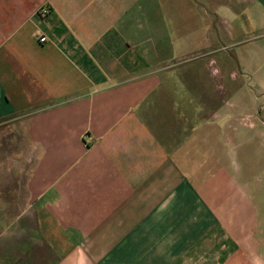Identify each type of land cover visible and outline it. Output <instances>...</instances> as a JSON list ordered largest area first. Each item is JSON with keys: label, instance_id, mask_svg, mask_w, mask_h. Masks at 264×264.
<instances>
[{"label": "crops", "instance_id": "crops-1", "mask_svg": "<svg viewBox=\"0 0 264 264\" xmlns=\"http://www.w3.org/2000/svg\"><path fill=\"white\" fill-rule=\"evenodd\" d=\"M2 125L0 264H264V0H0Z\"/></svg>", "mask_w": 264, "mask_h": 264}, {"label": "rangeland", "instance_id": "rangeland-1", "mask_svg": "<svg viewBox=\"0 0 264 264\" xmlns=\"http://www.w3.org/2000/svg\"><path fill=\"white\" fill-rule=\"evenodd\" d=\"M206 28V35L208 34L207 27ZM224 53V52H222ZM5 125L0 126V135H2L3 138H0V165L4 171L6 169H11L13 166V169L15 168L16 165L19 163V155L17 152H19V140L15 139H10L6 138V135L8 130L6 129ZM11 134V133H10ZM5 136V137H4ZM17 153V154H15ZM5 173V172H4ZM3 173V174H4ZM7 174V173H6ZM9 174H12V172H9ZM14 178L17 175V173L14 171L13 172ZM5 176V174H4ZM0 178H2L0 176ZM5 178V177H4ZM44 258V253H30V258H29V263L28 264H38L43 260Z\"/></svg>", "mask_w": 264, "mask_h": 264}, {"label": "built area", "instance_id": "built-area-1", "mask_svg": "<svg viewBox=\"0 0 264 264\" xmlns=\"http://www.w3.org/2000/svg\"><path fill=\"white\" fill-rule=\"evenodd\" d=\"M48 14V9L46 6H42L40 7L38 10H37V15L40 17V18H43L45 17L46 15ZM37 40L39 43H44L45 42V38L43 36H37Z\"/></svg>", "mask_w": 264, "mask_h": 264}]
</instances>
